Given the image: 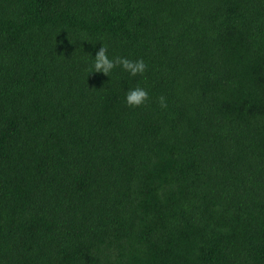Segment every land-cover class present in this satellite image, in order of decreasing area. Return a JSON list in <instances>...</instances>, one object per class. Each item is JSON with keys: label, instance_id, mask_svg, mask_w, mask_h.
<instances>
[{"label": "trees", "instance_id": "1", "mask_svg": "<svg viewBox=\"0 0 264 264\" xmlns=\"http://www.w3.org/2000/svg\"><path fill=\"white\" fill-rule=\"evenodd\" d=\"M0 264H264V0H0Z\"/></svg>", "mask_w": 264, "mask_h": 264}, {"label": "clouds", "instance_id": "2", "mask_svg": "<svg viewBox=\"0 0 264 264\" xmlns=\"http://www.w3.org/2000/svg\"><path fill=\"white\" fill-rule=\"evenodd\" d=\"M56 43L59 42L57 41ZM86 53L91 59V69L89 70L88 75L98 72L108 76V74L117 65H119L120 68L132 76L143 74L146 69L145 61L142 58L130 59L125 56L109 57L107 48L102 43H100V46L95 50L94 54L91 52ZM147 98L148 91L146 88L139 85L128 88L124 96L125 103L130 106L142 105L147 100ZM158 102L161 108H165L167 106L166 97L164 95H160L158 97Z\"/></svg>", "mask_w": 264, "mask_h": 264}]
</instances>
